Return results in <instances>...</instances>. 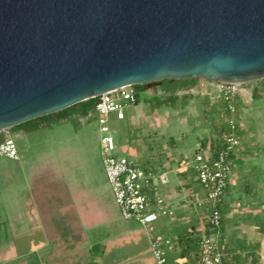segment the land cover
<instances>
[{
  "label": "crops",
  "instance_id": "0c3cea01",
  "mask_svg": "<svg viewBox=\"0 0 264 264\" xmlns=\"http://www.w3.org/2000/svg\"><path fill=\"white\" fill-rule=\"evenodd\" d=\"M135 90L144 100L137 94L124 119L110 118L125 129L116 138L117 152L166 174L160 193L172 213L147 226L124 219L102 163L80 175V163L27 160L25 147L36 123L17 125L0 131V143L14 139L20 153V159L0 163V264H157L154 241L162 242L169 264H190L179 237L191 230L198 237L209 230L223 264H264V96L257 101L244 90L237 101L241 147L233 157L221 227L214 229L205 225L208 204L194 155L200 141L205 147L213 141L215 149L228 116L220 84L198 79L191 90ZM80 107L55 117L83 122L96 112L84 115ZM52 121L53 116L41 125Z\"/></svg>",
  "mask_w": 264,
  "mask_h": 264
},
{
  "label": "water",
  "instance_id": "95a60500",
  "mask_svg": "<svg viewBox=\"0 0 264 264\" xmlns=\"http://www.w3.org/2000/svg\"><path fill=\"white\" fill-rule=\"evenodd\" d=\"M187 79H264V0H0V131Z\"/></svg>",
  "mask_w": 264,
  "mask_h": 264
},
{
  "label": "built area",
  "instance_id": "2783aa9c",
  "mask_svg": "<svg viewBox=\"0 0 264 264\" xmlns=\"http://www.w3.org/2000/svg\"><path fill=\"white\" fill-rule=\"evenodd\" d=\"M219 84L221 97L228 111L227 129L219 133L214 150L212 149L213 141L206 147L200 141L194 155L197 182L205 192L208 204L205 225L214 229L221 227V208L230 183L233 157L241 147L240 124L235 115L236 104L242 93V83ZM96 99L95 111L99 117L101 132L100 157L122 217L147 226L157 221L160 216L170 215L172 211L165 204V199L160 193V183L166 184L169 180L166 174L149 167H142L135 161L120 156L117 152L118 144L110 126V118L112 115L118 120L125 118L126 106L136 103L138 99L135 87H123ZM0 156L20 159L19 149L14 139L8 138L0 143ZM152 250L157 264H169L162 242L154 241ZM190 264H223V253L218 243L209 234L203 233L200 236L198 258Z\"/></svg>",
  "mask_w": 264,
  "mask_h": 264
},
{
  "label": "rangeland",
  "instance_id": "374dc122",
  "mask_svg": "<svg viewBox=\"0 0 264 264\" xmlns=\"http://www.w3.org/2000/svg\"><path fill=\"white\" fill-rule=\"evenodd\" d=\"M217 82L208 81V85ZM242 93L247 90L251 93L252 84H241ZM241 93V95H242ZM139 94L141 101L144 100L142 92ZM148 98V97H147ZM56 113L53 116L52 123L42 126L44 122L49 121L47 116L32 120L35 126L32 131L33 134L27 140L26 155L27 160L38 158H50L58 160L59 163H80V175H87L91 173L90 167L92 163H102L100 157L101 151V132L99 131V117L98 114L87 121H80L79 117L69 118L66 121L56 119ZM31 123V122H29ZM245 124V123H243ZM114 130V135L120 137L124 135L125 129L117 120L110 123ZM116 130V133H115ZM192 140L195 137H191ZM6 157H0V163H10ZM103 164V163H102ZM214 240L215 237L212 236Z\"/></svg>",
  "mask_w": 264,
  "mask_h": 264
},
{
  "label": "trees",
  "instance_id": "16d2710c",
  "mask_svg": "<svg viewBox=\"0 0 264 264\" xmlns=\"http://www.w3.org/2000/svg\"><path fill=\"white\" fill-rule=\"evenodd\" d=\"M197 80L198 79L174 80V81L164 80L162 87L166 92L191 90L195 86ZM134 87L138 90H141L145 87V85H138V86H134ZM96 100L97 99H94L93 101L88 100V101H84V102H81L79 104H76V105L81 106L79 109V112L81 114H84V115L88 114L89 112H93L95 110ZM223 104H224V110H225L224 113L226 116V114H228V111L226 109V105L224 102H223ZM76 105H74L70 108H67L63 111H60L59 113L68 111V110L72 109L73 107H75ZM50 116L51 115H48L47 117H50ZM224 119H225V117H224ZM224 119H223L222 126L219 128L218 133H221L222 131L227 129V122ZM36 120H38V118H36ZM29 122H32V120L27 121L25 123H22L20 125H23V124H26ZM221 210H222V208H221ZM261 228H262V233L264 234V223H261ZM208 233H209V230H207V234ZM179 241H180V245L182 247V256L184 258H186L187 260H192V263H194V261H196V259L198 258L199 241H200V237H198V235L196 234V231L191 230V231L181 235L179 237Z\"/></svg>",
  "mask_w": 264,
  "mask_h": 264
},
{
  "label": "flooded vegetation",
  "instance_id": "af4514ba",
  "mask_svg": "<svg viewBox=\"0 0 264 264\" xmlns=\"http://www.w3.org/2000/svg\"><path fill=\"white\" fill-rule=\"evenodd\" d=\"M252 84V95L254 97V100L262 99L264 96V79H261L259 81L251 82ZM163 86V82L162 85ZM160 85L155 86V88L161 87Z\"/></svg>",
  "mask_w": 264,
  "mask_h": 264
}]
</instances>
